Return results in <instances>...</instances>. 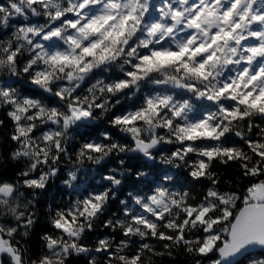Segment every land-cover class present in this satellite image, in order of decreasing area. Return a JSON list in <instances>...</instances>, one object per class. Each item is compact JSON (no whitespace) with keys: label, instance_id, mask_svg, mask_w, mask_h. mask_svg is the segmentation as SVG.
<instances>
[{"label":"snow or ice","instance_id":"snow-or-ice-1","mask_svg":"<svg viewBox=\"0 0 264 264\" xmlns=\"http://www.w3.org/2000/svg\"><path fill=\"white\" fill-rule=\"evenodd\" d=\"M0 133L23 164L0 174V264H264V0L0 2ZM64 164L79 194L30 258Z\"/></svg>","mask_w":264,"mask_h":264},{"label":"trees","instance_id":"trees-1","mask_svg":"<svg viewBox=\"0 0 264 264\" xmlns=\"http://www.w3.org/2000/svg\"><path fill=\"white\" fill-rule=\"evenodd\" d=\"M0 2H4V0H0ZM106 126L107 125H102L100 127V130H103V128ZM13 147H14L13 144L5 142L4 135L0 133V174H2L3 177L6 179L14 178L15 171L19 167H23L22 163L13 162L9 159V154L12 151ZM128 163L130 164V166L134 168H139L141 161L135 157H132L128 161ZM108 167H116V164L115 163L109 164ZM160 167L164 168L165 166L161 165ZM61 168L63 169V171L60 174V179L53 181L55 187L52 189V195L40 198L41 204L37 206V213L40 224L35 229L33 234H30L29 237L25 238L22 241V243L25 244V247L29 250L28 256L33 259L40 254L41 248L43 246V241L40 238L44 234V230L51 228L47 218V214L50 211V206L53 204L62 206L70 199H75L79 194L75 189H69L62 184L61 181L66 178V174H67V164L61 165ZM140 170L149 171V169L147 168H143ZM178 171L181 173V181L183 182L184 181V177L182 175L183 170H176V169L171 170L173 174L177 173ZM217 171L223 179V183L221 185L223 190H229L233 188L237 189L238 191L243 190L242 188H240V185L246 184V180L244 179H240L238 181L236 180L237 173L235 166L229 168L223 165H218ZM93 176H95V179H92ZM131 179L132 180L136 179L134 173L131 176ZM98 180H100V176L96 175L94 168L82 169L78 174V182L81 191L83 190V188H90ZM176 187L178 188L179 185H176ZM131 190L132 188L130 186V183H126L125 191L124 194L121 196V198L122 199L125 198L127 196V192ZM145 191H147V189H145ZM200 191H201V187L197 185L193 194L195 195ZM112 210L115 211V206H113ZM105 234H111V233L109 232V230H105L103 227H98L96 233L91 235L90 243H94L97 237L102 238ZM155 259L158 260V264H185L186 258L184 256H175V260L168 257L155 258ZM72 264H85V261L81 258H76L72 261ZM241 264H247V262L242 260Z\"/></svg>","mask_w":264,"mask_h":264},{"label":"clouds","instance_id":"clouds-1","mask_svg":"<svg viewBox=\"0 0 264 264\" xmlns=\"http://www.w3.org/2000/svg\"><path fill=\"white\" fill-rule=\"evenodd\" d=\"M130 27H131V26H130ZM109 44H110V42H109ZM120 47H121V48H123V47H124V45H123V44H121V45H120ZM119 55H120V53H119V52H117V57H119ZM128 55H130V53H128ZM113 62H114V61H113ZM100 79H101V80H103V77H100ZM13 162H15V161H13ZM117 163H120V162H119V161H117ZM40 239L42 240V237H41ZM171 258H172L173 260H175V256H172ZM32 264H36V262H35V261H32Z\"/></svg>","mask_w":264,"mask_h":264},{"label":"water","instance_id":"water-1","mask_svg":"<svg viewBox=\"0 0 264 264\" xmlns=\"http://www.w3.org/2000/svg\"><path fill=\"white\" fill-rule=\"evenodd\" d=\"M257 251H259V249H257Z\"/></svg>","mask_w":264,"mask_h":264}]
</instances>
